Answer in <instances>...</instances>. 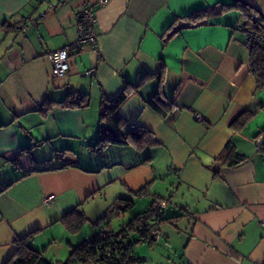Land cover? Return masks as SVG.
<instances>
[{
	"label": "crops",
	"instance_id": "0c3cea01",
	"mask_svg": "<svg viewBox=\"0 0 264 264\" xmlns=\"http://www.w3.org/2000/svg\"><path fill=\"white\" fill-rule=\"evenodd\" d=\"M234 1L0 0V264L17 237L36 229L29 246L64 261L72 246L94 235L78 240L80 229L70 231L64 214L77 209L89 219L90 210L80 207L91 199L96 208L107 207L101 195L111 184L128 197L151 182L149 206L154 195L162 197L153 184L169 173L178 183L171 192L184 193L179 211L165 217L181 216L161 223L157 242L174 235L164 224L188 220L176 235L181 256L172 264H264V149L257 146L264 90L256 88L243 45L245 11L231 7ZM237 1L264 17V0ZM88 2L96 10L97 47L69 51L68 71L55 77L47 53L76 38L79 11ZM126 86L130 93L112 117L126 123L123 131L144 127L155 143L141 150L111 144V159L106 151L113 147L94 146L100 101ZM69 91L88 93L89 104L38 109ZM156 93L173 103L165 116L149 104ZM246 108L253 117L233 130L230 122ZM228 142L242 161L216 160ZM88 149L105 151L104 157L82 164ZM49 194L54 199L46 204Z\"/></svg>",
	"mask_w": 264,
	"mask_h": 264
},
{
	"label": "trees",
	"instance_id": "16d2710c",
	"mask_svg": "<svg viewBox=\"0 0 264 264\" xmlns=\"http://www.w3.org/2000/svg\"><path fill=\"white\" fill-rule=\"evenodd\" d=\"M231 7L245 11L246 20L244 26L253 31H264V17L255 11H251L244 3L234 1ZM196 11L192 16L199 14ZM250 51V67L256 79V88L264 90V44H252ZM130 93V89L126 86L122 92L113 99L101 98L99 111V135L95 149L102 151L108 145H125L132 146L137 150H141L146 146L155 143L153 135L150 131L141 126L131 125L126 131H123L126 123L123 120H116L112 117V113L121 104V102ZM54 104L62 107H82L89 104V94L79 91H69L60 101L46 98L39 106V110L48 111ZM150 106L165 116L173 108L171 99L165 98L163 95L156 93L149 100ZM254 112L251 109H244L237 117L230 122L233 130H240L253 117ZM260 148L264 149V143ZM244 159V156L235 151L232 144L226 143L222 152L216 157L220 164L232 165ZM151 182H147L133 192L134 195L146 196L150 195ZM151 204L143 211L136 213L122 228L115 231L109 221L110 216H121L134 207V200L131 197H117L102 212V214L93 221V225L98 226L97 231L79 244L72 246L68 257L64 261H52L44 257L42 251L31 248L28 244L34 233L38 230L30 231L15 239L16 248L12 255L4 262V264H132L141 261L140 257L134 253V241L140 239L142 242L152 244L154 241L146 231V226L150 219L155 215L154 204L158 195ZM166 199V198H164ZM167 200V199H166ZM168 204H169V200ZM168 204L166 208L168 207ZM166 208L161 223L167 219L176 218L180 215L165 217ZM70 217V218H69ZM62 220L67 221L68 229L72 232L88 219L82 211L73 209L64 214ZM70 223H69V222Z\"/></svg>",
	"mask_w": 264,
	"mask_h": 264
},
{
	"label": "rangeland",
	"instance_id": "374dc122",
	"mask_svg": "<svg viewBox=\"0 0 264 264\" xmlns=\"http://www.w3.org/2000/svg\"><path fill=\"white\" fill-rule=\"evenodd\" d=\"M109 147L111 151H106V153H110V158L112 159L113 156H115V150L114 146L110 145ZM103 151L101 154H98L97 152H91V149L86 150V159H81L82 164H86L88 161H92L91 157H99L103 158L102 154L104 155ZM95 159V158H94ZM84 166V165H83ZM94 166V165H93ZM100 166V165H99ZM103 177V176H101ZM117 186L108 185L105 190L102 191V199L103 200H108L109 205L114 201V198L117 194L121 192L118 186V184H115ZM174 185L175 187L178 185L177 183V177L173 173H169L168 175H159L157 180L152 186V191H156L159 193L162 197L166 198L169 200L168 207L166 208V213H172V212H178L179 210L177 209V202L181 201V195L183 190L179 188L178 192L172 193L171 191L174 190ZM172 193V194H170ZM119 196V195H117ZM120 197V196H119ZM131 197L134 200V207L130 209L128 212H126L124 215L121 216H110L109 221L112 226V228L115 231H118L120 228H122L136 213L143 211L145 208L148 207V204L151 201L150 196H144V197H137L133 195H128V198ZM126 198V197H125ZM95 199H100V195L98 194ZM92 199L88 200L86 204H84L80 209L84 210H90L91 214L89 215V219L84 222L80 227H79V237L78 240H82L84 234H88L91 236V234H94L97 231L98 226L93 225V221L96 220L97 217H99L102 212L106 209V207H97L95 205H92ZM90 204V206H89ZM106 206V205H105ZM96 214V215H94ZM187 219L186 216H182L178 218V220L175 222L176 226H172L171 223L164 224V226L169 227L171 226V229L174 232V235L168 239L167 242L165 243L164 240L162 239L161 242H153L152 244H148L146 242H137L134 244V252L136 256L140 257V259H143V261L135 262L132 264H172L173 260L176 261L177 258L181 256V245H182V236L177 237L176 235L180 234V230H183L184 227L187 225ZM166 223V222H165Z\"/></svg>",
	"mask_w": 264,
	"mask_h": 264
},
{
	"label": "built area",
	"instance_id": "2783aa9c",
	"mask_svg": "<svg viewBox=\"0 0 264 264\" xmlns=\"http://www.w3.org/2000/svg\"><path fill=\"white\" fill-rule=\"evenodd\" d=\"M108 0H98L100 5H104ZM42 16L43 13H40ZM27 20L34 21L35 16L30 15L27 17ZM97 22L96 10L93 4L84 3L79 11V21L77 24V35L76 38L70 42L66 47H60L48 51L47 57L52 63V74L55 77L63 76L69 69L68 63V54L69 51L80 50L83 46L89 45L92 48H96L98 44V35L95 31V26ZM239 28H245L243 25ZM246 30V40L243 42V45L247 48H250L252 44H264V31H253L250 29ZM87 74L93 75V70H87ZM196 119H201L198 113L195 114ZM54 199V194H49L44 198L46 204L51 203ZM168 204V201L164 198H158L154 204L155 215L152 219L149 220L146 231L152 237L154 242H157L160 238V219L163 217L165 208ZM137 242H142L140 239L134 241V244ZM109 264V263H103Z\"/></svg>",
	"mask_w": 264,
	"mask_h": 264
},
{
	"label": "water",
	"instance_id": "95a60500",
	"mask_svg": "<svg viewBox=\"0 0 264 264\" xmlns=\"http://www.w3.org/2000/svg\"><path fill=\"white\" fill-rule=\"evenodd\" d=\"M262 140H264V135H260V136L257 138V146H260V145H261Z\"/></svg>",
	"mask_w": 264,
	"mask_h": 264
}]
</instances>
